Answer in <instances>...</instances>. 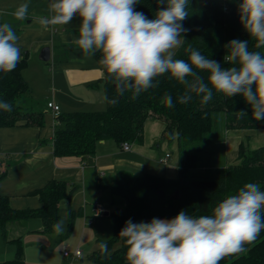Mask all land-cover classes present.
I'll use <instances>...</instances> for the list:
<instances>
[{"label": "trees", "instance_id": "16d2710c", "mask_svg": "<svg viewBox=\"0 0 264 264\" xmlns=\"http://www.w3.org/2000/svg\"><path fill=\"white\" fill-rule=\"evenodd\" d=\"M240 0L220 3L211 0H189V16L183 21L187 29L181 47L176 52L178 59L188 60V48L196 49L209 59L221 63L222 67L235 66L227 62V45L236 39L249 41L250 51H260L256 38L249 36L240 22L238 4ZM166 6V5H165ZM136 11L143 12L149 19L158 11L155 0H139ZM100 64L102 55L93 56ZM27 60L22 58L15 70L0 72V101L12 104L11 112L0 110V129L16 126L42 129L46 117L40 103L33 98V91L23 73ZM102 85L107 99L102 112H71L55 116L56 128L53 135L55 157H86L96 153L102 141L113 140L122 146L141 142L145 125L149 120H159L165 125L163 138L170 139L176 133L179 150V176L166 179L151 174L141 177L121 173L118 181L110 185L112 204L115 211L110 215L114 221V236L107 242V253L101 248L93 254L98 264H127L125 240L119 236L125 222L140 219L151 222L153 218H175L181 211L193 217L211 215L214 208L230 195H234L245 183L253 182L264 191V147L247 151L243 144L239 150V164L221 169L220 156L206 153L207 147H220L218 125L226 131H261L264 120L253 119L252 108L242 95L227 97L213 90V98L202 104L201 98L192 94V100L181 104L178 97L185 86L169 74L158 77L157 87L132 98L131 90L121 91L103 65ZM207 82V73H204ZM187 79L191 80V77ZM156 81H154L155 83ZM95 85H93L95 87ZM257 86H253V91ZM171 94L174 107H167L164 96ZM116 100L115 104L108 101ZM245 112L241 117L239 112ZM214 134V135H213ZM215 169L216 172H210ZM221 169V170H220ZM207 177H202L201 173ZM5 175L0 174V184ZM43 204L39 210L16 211L8 197L0 193V229L3 231L11 222L40 218L41 233L53 234V225L61 220L59 204L68 197L67 187L61 182L50 183L40 191ZM72 194L70 193V197ZM76 213H71L69 228L73 227ZM70 232V231H69ZM17 246L15 258L3 264H28L22 256V240L13 241ZM239 255L226 256L220 264H264V231Z\"/></svg>", "mask_w": 264, "mask_h": 264}, {"label": "clouds", "instance_id": "9594fccd", "mask_svg": "<svg viewBox=\"0 0 264 264\" xmlns=\"http://www.w3.org/2000/svg\"><path fill=\"white\" fill-rule=\"evenodd\" d=\"M155 2L158 11L149 19L136 11L139 0H50L51 16L41 18L40 23L45 27L69 25L79 16L82 22L74 43L85 56L100 52V64L121 91H132L133 99L157 87V78L169 74L185 86L184 94L178 97L181 104L192 100L194 93L206 105L213 98V90L227 97L242 95L252 108L253 119L264 120V55L250 51L249 41L234 39L226 47L227 62L235 66L222 67L192 48L186 50L190 53L187 61L175 58L188 31L183 21L189 16V0ZM28 8V3L21 4L14 17L25 19ZM238 10L245 31L258 41L256 47L264 46V0H240ZM18 40L9 23L0 24V72H12L20 62ZM164 102L174 107L171 94L164 96ZM108 103L115 104L116 100ZM0 110L11 112L12 104L0 101ZM63 225L61 219L53 230L60 233ZM261 231L264 191L259 184L248 182L220 202L211 215L193 217L181 211L170 220L153 218L151 222L134 223L129 219L119 236L127 245V264H220L226 256L246 252L245 245L252 244ZM99 247L107 253V242Z\"/></svg>", "mask_w": 264, "mask_h": 264}, {"label": "crops", "instance_id": "0c3cea01", "mask_svg": "<svg viewBox=\"0 0 264 264\" xmlns=\"http://www.w3.org/2000/svg\"><path fill=\"white\" fill-rule=\"evenodd\" d=\"M28 2L29 0H0V24L9 23L14 31H17V25L21 20H17L13 14L21 4ZM81 22V19L77 16L69 25H49V31L45 33V42L46 45H48V42L54 44L56 38L57 46L54 45V62L60 73L71 77L76 88H80L74 89L75 99L71 107L74 109L86 107L87 105L92 107L96 103L99 108L92 111L102 112L106 110L104 89L102 85L96 86L95 84L104 78V71L93 56L83 55L78 45L74 43L79 37ZM19 34L17 36H20ZM40 62H42L41 59ZM82 111L92 112L90 110H73L71 112ZM44 114L46 115V125L42 129L21 126L0 129V172L5 175L0 184V193L9 198L11 207L16 211L39 210L43 206L39 193L50 183L61 182L66 187L73 185L72 199L60 202L59 214L62 219V209L65 208L70 223L71 213H76L70 232L72 231L73 234L77 232L80 235L76 251L81 250L82 257L80 259H69L61 255L65 249H68L71 253L74 252H72L71 246L65 244L64 239L55 236L52 239L58 241L60 238L59 243L43 244V251L48 255L47 261L35 262L30 260L27 263L98 264L93 260V254L96 252L94 248L96 243L104 242L102 240L105 235L102 221L99 225L94 222V219L100 218L102 215H104V218H110L111 214H108L107 210L102 215L98 214L96 206L105 207L104 204L98 202L85 204L83 202L82 198L84 201L87 199V192L82 193L80 186L83 184L85 188L87 187V173L94 170L97 174L101 169L105 171L103 172L104 176H101L102 178L113 177L114 180L106 186L109 190L110 185L118 181L121 173L137 177L151 174L166 179H177L179 176L178 142L163 138L165 125L159 120L152 119L145 125L142 141L132 143L130 152L124 151L117 142L107 140L98 144L94 155L58 158L55 157L53 144V135L57 126L56 120L48 109L44 111ZM47 115L51 117H47ZM241 132H244L241 136L248 141L255 136L256 132L264 133V130ZM232 134L233 132L228 135L226 150L231 152L232 161L236 163L241 146L238 147L240 135ZM241 143L244 144V141ZM168 156L169 158H167ZM164 160H167V163H164ZM101 185L98 184V188ZM76 190L78 191L74 194ZM88 208L91 211H88ZM106 214L108 215L106 216ZM23 223L25 222L18 221L7 224L3 231L4 236H6L8 227H18ZM42 229L33 230L35 236H49L43 235L41 233Z\"/></svg>", "mask_w": 264, "mask_h": 264}, {"label": "rangeland", "instance_id": "374dc122", "mask_svg": "<svg viewBox=\"0 0 264 264\" xmlns=\"http://www.w3.org/2000/svg\"><path fill=\"white\" fill-rule=\"evenodd\" d=\"M49 3L50 0H29L28 5V14L25 19L21 20L17 25L18 30L15 31L16 34L20 36L18 40V44L21 50V59L25 58L27 60L28 66L24 70V78L29 84L30 88L33 91L34 98L36 101L40 103L41 109L43 112L48 109V103L53 102L56 103L60 109V114L71 113L73 110H98V105L95 103L92 107L87 105L86 107H78V109H74L72 103L75 99V91L76 86L73 84L71 77L66 74H62L59 71V68L56 66L54 62V48L57 46L56 38L54 39V44L52 42H48L46 45L45 42V33L49 31V26L45 27L40 23L41 18H50L51 13L49 11ZM63 31V29L61 28ZM23 35V36H22ZM57 37V36H56ZM55 45V46H54ZM25 47V49H23ZM46 48H50L52 50V59L49 64H45L44 62H40V54ZM178 51V49H177ZM176 51V52H177ZM54 70V71H53ZM88 104V103H86ZM85 105V104H84ZM106 109V108H105ZM104 109V110H105ZM84 112V111H82ZM94 112V111H92ZM100 112V111H95ZM46 116V115H45ZM47 117H51L47 115ZM217 132L215 130L214 134L218 135V140L220 147L217 146H209L207 147L206 153L217 156L222 152L220 156V167L221 169L227 168L228 166H235L239 164V156L236 159V163H233V156L230 155L231 152L227 151V141L229 138V134L233 132L232 135H240L239 137V145L243 144V148L247 151H253L260 147H264V133L256 132L255 136L250 140L246 141V138L241 135L244 132L241 131H226L224 125L217 126ZM213 134V135H214ZM170 139L177 141L176 133L173 134V137ZM169 139V140H170ZM50 145V144H49ZM230 145V144H229ZM241 148V146H240ZM240 150V149H239ZM179 157V150H178ZM232 164V165H231ZM220 169V170H221ZM103 170H99L98 173L94 170H90L88 174L87 187L82 184L81 189L82 193H86V201L82 198L83 202L94 204L98 202L99 204H104V210H107L108 214H112L115 211V207L112 204V192L106 186H108L114 179L109 176L107 179L102 178V174H104ZM210 172H216L215 169ZM3 174V172H0ZM202 177H207L205 171L201 173ZM98 184H102L100 188H98ZM68 188V197L63 201H68L72 199L70 197V193L74 190V186L70 185ZM87 189V191H86ZM76 190L74 194L77 192ZM62 201V202H63ZM97 204V205H99ZM88 211H91L88 208ZM62 219L64 221V230L59 233L45 234L49 236H35L36 234L33 230H41L43 228V221L40 218L30 219L28 222L24 220L25 223L19 225L18 227H8L6 230V236L3 234V230L0 229V264L8 260H12L15 258L17 252V246L14 244V240L21 239L23 252V259L28 262L33 260L35 262H45L48 260V255L43 251V244L51 245L53 242H60V238L64 239V242L67 246H71L72 252L76 251V247L80 241V235L76 232L73 234L69 228V219L68 212L65 208L62 209ZM79 219V218H78ZM77 219V220H78ZM173 219V218H170ZM169 219V220H170ZM96 223L100 225V221H102V225L104 227V235L102 241H109L114 236V221L110 218H104L102 215L100 218L94 219ZM21 222V221H20ZM145 222L140 219L137 223ZM38 224V225H36ZM43 230V229H42ZM60 237L58 241L53 240L52 237ZM101 244V242H100ZM99 243H96L94 248L95 251L99 249ZM85 251V250H84ZM63 255V252L62 254ZM64 256V255H63ZM70 259V258H69Z\"/></svg>", "mask_w": 264, "mask_h": 264}, {"label": "built area", "instance_id": "2783aa9c", "mask_svg": "<svg viewBox=\"0 0 264 264\" xmlns=\"http://www.w3.org/2000/svg\"><path fill=\"white\" fill-rule=\"evenodd\" d=\"M211 1H215V2H220V3H228V2H232V1H235V0H211ZM238 1V0H237ZM48 110L52 113V115L55 117V116H58L59 113H60V107L57 106L55 103L53 102H49L48 103ZM122 149L126 152H130L132 150V145L128 142H125L122 144ZM169 158V156L167 157ZM168 160V159H167ZM167 160H164L163 162L164 163H167ZM102 176H104V174H102ZM96 211L98 212V214L102 215L105 210L103 207H98L96 206ZM63 255L64 257L66 258H73V259H80L82 257V251L81 250H77L75 251L74 253H71L68 249H65L63 251Z\"/></svg>", "mask_w": 264, "mask_h": 264}, {"label": "water", "instance_id": "95a60500", "mask_svg": "<svg viewBox=\"0 0 264 264\" xmlns=\"http://www.w3.org/2000/svg\"><path fill=\"white\" fill-rule=\"evenodd\" d=\"M42 62L49 63L51 62L52 59V53L50 48H46L42 51L41 57H40ZM120 89V88H119ZM108 214H106L107 216Z\"/></svg>", "mask_w": 264, "mask_h": 264}]
</instances>
